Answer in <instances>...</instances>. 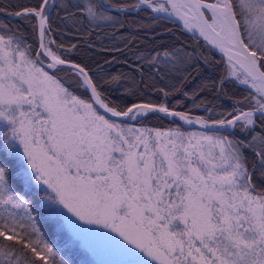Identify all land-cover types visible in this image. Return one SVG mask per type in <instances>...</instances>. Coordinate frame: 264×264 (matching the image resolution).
Listing matches in <instances>:
<instances>
[{"label":"snow or ice","instance_id":"snow-or-ice-1","mask_svg":"<svg viewBox=\"0 0 264 264\" xmlns=\"http://www.w3.org/2000/svg\"><path fill=\"white\" fill-rule=\"evenodd\" d=\"M100 236L113 264H264V0H0V264Z\"/></svg>","mask_w":264,"mask_h":264},{"label":"trees","instance_id":"trees-1","mask_svg":"<svg viewBox=\"0 0 264 264\" xmlns=\"http://www.w3.org/2000/svg\"><path fill=\"white\" fill-rule=\"evenodd\" d=\"M204 1L212 2V0H204ZM19 2L22 4H31V3H35L36 0H19ZM162 24H166V26L168 28L172 29L173 32L175 33V35L178 36L180 39H182L185 43H195V41L191 40V36L187 35L184 31L182 32L175 22L164 21V22H162ZM55 38L57 40H59L61 37L56 36ZM199 42L201 45L205 44V42H203V41L199 40ZM114 43H116V42L110 41V40H105L103 42L102 46L103 47H112ZM98 46H101V45H99V42H98ZM112 56H119V54L115 53V52H113L111 54H108L105 52H94L90 59H88V58H85V59H86V62L91 67L94 68L95 63H93V61L103 64L105 59L111 60ZM212 58H213L214 62H217V63L215 64V67L213 68V70L209 74L213 78H218L221 73L225 72V69H226L225 61L221 57H219L216 54V52L214 53L213 51H212ZM105 68L108 69L109 71H125L126 70L120 64H113L111 66V68H108V65H105ZM227 90L229 91V93L237 95V96L247 94L246 91L244 90V87L238 86L235 83H229L227 85ZM153 98H156V97L153 96ZM201 114H203V113H201ZM169 123L170 122L167 120L163 121L162 123L153 120L151 122L150 126L167 127V126H169ZM64 239L65 238H61L60 242L63 243ZM84 249L85 248L79 247V246H74L72 248L71 259L73 261V264H94L91 261V257L88 256L87 252Z\"/></svg>","mask_w":264,"mask_h":264},{"label":"rangeland","instance_id":"rangeland-1","mask_svg":"<svg viewBox=\"0 0 264 264\" xmlns=\"http://www.w3.org/2000/svg\"><path fill=\"white\" fill-rule=\"evenodd\" d=\"M96 249L95 254L87 248L84 249L94 264H113L114 261L120 259L112 250L110 242L105 237L100 236L97 238Z\"/></svg>","mask_w":264,"mask_h":264},{"label":"water","instance_id":"water-1","mask_svg":"<svg viewBox=\"0 0 264 264\" xmlns=\"http://www.w3.org/2000/svg\"><path fill=\"white\" fill-rule=\"evenodd\" d=\"M204 2H206V1H204ZM204 11L206 12V14L210 15V13H208V11H207L206 9H205ZM172 20H173V22L177 23L178 27L180 28V30H181L182 32L184 31L187 35H189V36L192 37V33H188L186 30H183V22H182V21H180V20H179L178 18H176V17H173ZM196 35L199 36L198 33H196ZM199 40L205 42V44H206V41H204L203 37H199ZM208 48H212V46H211V45H208ZM212 51H213L214 53L216 52V54H217L219 57H221L224 61H226V57H224L223 54L219 52V50L212 48Z\"/></svg>","mask_w":264,"mask_h":264}]
</instances>
